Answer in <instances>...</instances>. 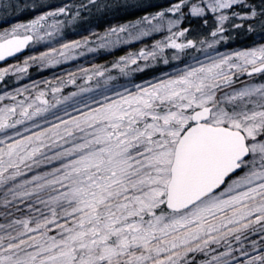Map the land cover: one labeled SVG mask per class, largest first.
Listing matches in <instances>:
<instances>
[{
	"label": "snow or ice",
	"instance_id": "1",
	"mask_svg": "<svg viewBox=\"0 0 264 264\" xmlns=\"http://www.w3.org/2000/svg\"><path fill=\"white\" fill-rule=\"evenodd\" d=\"M0 19V264H264V0H0Z\"/></svg>",
	"mask_w": 264,
	"mask_h": 264
},
{
	"label": "trees",
	"instance_id": "2",
	"mask_svg": "<svg viewBox=\"0 0 264 264\" xmlns=\"http://www.w3.org/2000/svg\"><path fill=\"white\" fill-rule=\"evenodd\" d=\"M147 2L152 3V4H158L161 6H165L167 4V0H147ZM152 10H155V9H149V11H152ZM142 14H143V12L140 10L128 9L126 12H121V13L117 14L115 17H113L112 15H109L107 20L96 21V23L101 25V27H99L97 29H99V31H102L103 28L108 27L110 24L123 23L126 20L134 19V18H136ZM26 18L27 17H22L21 19H26ZM78 32H80V29L76 25L70 26L69 28L66 29V34L68 36L77 34ZM157 38H159V37H157ZM139 46L140 45H136L135 47H139ZM126 50L127 49L115 51L113 55L86 54L84 57H81L78 60L71 62V63H65L58 68L40 70V69H37L35 66H33L32 68L29 69V75L24 77V79H22L21 83H28L29 78L33 79V80H39L42 78H49L50 79L53 77L54 74L60 75L62 73V71H64V70H72V68L75 69V67L77 65L87 67L90 64H92L91 62H93V61H96V63H105V62L112 60L114 58V56L124 54V51H126ZM30 51H31L30 49H27L25 55L28 54ZM144 78H147V77H144ZM73 90L74 89L71 88V86H69V88L66 89V91H73Z\"/></svg>",
	"mask_w": 264,
	"mask_h": 264
},
{
	"label": "rangeland",
	"instance_id": "3",
	"mask_svg": "<svg viewBox=\"0 0 264 264\" xmlns=\"http://www.w3.org/2000/svg\"><path fill=\"white\" fill-rule=\"evenodd\" d=\"M27 2H31V0H27ZM57 2H59V0H57ZM2 19H0V28H5V27H8L9 25L8 24H4V23H2V21H1ZM16 21L15 20H10V23H15ZM96 31H99V29H95ZM80 34H82V35H87V33L86 32H79ZM69 38H71V39H79L80 38V36L78 35V34H74V35H69ZM236 45H232V47H235ZM37 49L39 50V51H43L44 50V48H42V47H40V46H37ZM26 53V52H25ZM25 53L24 54H22V55H19V56H17L16 58H14V59H12V60H10V61H8L7 63L8 64H14V63H17V62H22L24 59H25V57L26 56H28V55H33V54H35V51H33V50H31L28 54H26L25 55ZM24 55V56H23ZM91 63H96V61H93V62H91ZM5 65V63L4 64H2V65H0V67H2V66H4ZM74 68H72V70H73Z\"/></svg>",
	"mask_w": 264,
	"mask_h": 264
},
{
	"label": "water",
	"instance_id": "4",
	"mask_svg": "<svg viewBox=\"0 0 264 264\" xmlns=\"http://www.w3.org/2000/svg\"><path fill=\"white\" fill-rule=\"evenodd\" d=\"M26 51H27V49H25L22 53H17L15 57H9V58L7 59V62L10 61V60H12V59H14V58H16V57L19 56V55L24 54ZM4 63H5L4 61H0V65H2V64H4Z\"/></svg>",
	"mask_w": 264,
	"mask_h": 264
}]
</instances>
